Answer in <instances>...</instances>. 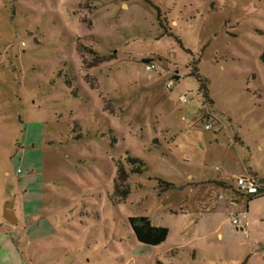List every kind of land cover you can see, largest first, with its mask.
I'll return each mask as SVG.
<instances>
[{
    "label": "rangeland",
    "instance_id": "374dc122",
    "mask_svg": "<svg viewBox=\"0 0 264 264\" xmlns=\"http://www.w3.org/2000/svg\"><path fill=\"white\" fill-rule=\"evenodd\" d=\"M240 175L264 186V0H0V264H264Z\"/></svg>",
    "mask_w": 264,
    "mask_h": 264
},
{
    "label": "trees",
    "instance_id": "16d2710c",
    "mask_svg": "<svg viewBox=\"0 0 264 264\" xmlns=\"http://www.w3.org/2000/svg\"><path fill=\"white\" fill-rule=\"evenodd\" d=\"M190 74L198 77L196 72H190ZM174 78L176 77L174 76ZM201 87L202 86H200V88ZM126 160L132 165V167L129 170H125L118 162L116 171L117 179L114 184V193H120L122 196H126L129 193V188L125 187V178L129 173H140L143 165L141 159L138 157L128 156ZM134 164L137 165L133 166ZM160 184L164 185V189L173 187L172 183L165 181H160ZM262 194H264V186L261 187L258 194H245L246 202ZM129 221L135 238L143 244L157 245L164 241L167 236L168 229L163 226L153 225L147 216L130 217Z\"/></svg>",
    "mask_w": 264,
    "mask_h": 264
},
{
    "label": "built area",
    "instance_id": "2783aa9c",
    "mask_svg": "<svg viewBox=\"0 0 264 264\" xmlns=\"http://www.w3.org/2000/svg\"><path fill=\"white\" fill-rule=\"evenodd\" d=\"M145 68L147 70L153 69L154 65L151 63L146 64ZM173 84V80H169L168 82V86ZM181 101H185L186 97L185 95H181L180 96ZM210 125L206 124L204 126L205 129H208ZM17 171L19 172L20 170L17 169ZM236 186H237V190L242 192L243 194H258L260 192L261 187H263L262 184L259 183V181L251 175H240L236 178L235 180ZM230 223L235 226L236 229L239 230H244L245 234L246 232V228L248 225L247 220H241L238 217V214L235 212H231V217H230Z\"/></svg>",
    "mask_w": 264,
    "mask_h": 264
},
{
    "label": "water",
    "instance_id": "95a60500",
    "mask_svg": "<svg viewBox=\"0 0 264 264\" xmlns=\"http://www.w3.org/2000/svg\"><path fill=\"white\" fill-rule=\"evenodd\" d=\"M15 198L12 197L6 200L2 207V218L9 224L14 225L17 223V217L13 207Z\"/></svg>",
    "mask_w": 264,
    "mask_h": 264
},
{
    "label": "crops",
    "instance_id": "0c3cea01",
    "mask_svg": "<svg viewBox=\"0 0 264 264\" xmlns=\"http://www.w3.org/2000/svg\"><path fill=\"white\" fill-rule=\"evenodd\" d=\"M233 202L235 203V202H236V200H234ZM247 226H248V225H247ZM246 229H247V228H246ZM240 231H242V230H240ZM246 232H247V230H246Z\"/></svg>",
    "mask_w": 264,
    "mask_h": 264
}]
</instances>
